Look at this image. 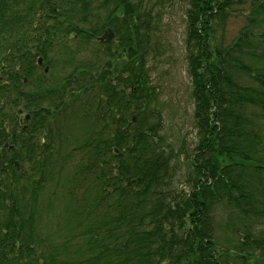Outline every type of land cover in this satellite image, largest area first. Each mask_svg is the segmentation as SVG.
I'll list each match as a JSON object with an SVG mask.
<instances>
[{
  "label": "trees",
  "instance_id": "obj_1",
  "mask_svg": "<svg viewBox=\"0 0 264 264\" xmlns=\"http://www.w3.org/2000/svg\"><path fill=\"white\" fill-rule=\"evenodd\" d=\"M93 2L0 0V264L264 257V228L255 230L264 225V31H253L264 24V0H255L248 27L228 44L219 31L232 0H189L185 44L197 130L189 191L172 186L178 156L160 133L147 66L151 11L140 1ZM101 9L104 20L93 24ZM106 26L114 38L103 43ZM70 35L77 49L97 37L96 61H58L55 45L65 50ZM71 61V71L49 81L44 67ZM18 110L30 117L19 127ZM43 198L60 203L69 235L42 233ZM220 213L239 218L240 228L228 222L227 229L239 235L232 249L240 263L217 252Z\"/></svg>",
  "mask_w": 264,
  "mask_h": 264
},
{
  "label": "rangeland",
  "instance_id": "obj_2",
  "mask_svg": "<svg viewBox=\"0 0 264 264\" xmlns=\"http://www.w3.org/2000/svg\"><path fill=\"white\" fill-rule=\"evenodd\" d=\"M100 1L94 0L93 6L97 5ZM132 1H140L143 9L150 10L155 20L151 37L152 52L149 55L147 66L150 71L151 82L156 86V90L159 93L158 106L162 113L160 133L163 136L164 145L168 144L170 148H173L177 152L178 156L177 160L173 161L177 164V171L173 174L172 186L189 191L190 184L186 181V170L189 163L188 157L197 141V130L193 118L194 101L187 70V49L185 44V11L189 6V0ZM254 2L255 0H232V4L226 11L227 17L222 27V33L219 31L224 44H228L237 38L248 27ZM104 14L103 9L99 10L95 17H93L94 19L91 20L93 24L104 20ZM106 27L101 30V33H103ZM259 30L264 31V24H257L253 28L254 32H258ZM65 42L67 44L65 50L61 43L55 45L54 51L58 61L62 58H66V60L70 59L73 62L81 59L91 62L96 61V53L100 46L97 37L90 42L78 43V49L74 45L71 35ZM72 61L71 65L58 66L55 70L48 68L45 71L43 69V71L46 74L49 72L47 74L49 76L47 77H49L50 82L54 83L56 80H60L65 72L72 70ZM56 63L58 64V62ZM46 86H49L48 82L42 85V87ZM28 89H32V87H28ZM12 113L16 112L13 111ZM17 113L21 114L19 115V127L23 122V118L28 120L30 117L27 113L23 114L21 110H18ZM26 115H28L27 118ZM79 131L81 132V129ZM79 131L74 132L75 139L81 138ZM6 149L8 150V146ZM45 199L43 198L44 211L40 216L39 226L42 233H50L56 237H62L65 233L69 235L73 227L70 230L66 221L67 216H61L62 209L59 205L60 203L56 201V203L48 205ZM76 218L80 219V216ZM213 221L217 252L220 256H223L221 258L227 259L230 262L240 263L243 259L238 258V252L232 249L234 242H236L235 240L239 239V235H235V238L233 237V230L237 227L240 228L239 218L237 216H223V213H220L214 216ZM228 222L234 224V229H227ZM263 226H257L255 230H260L264 228ZM246 262L248 264H264V257L247 255Z\"/></svg>",
  "mask_w": 264,
  "mask_h": 264
},
{
  "label": "water",
  "instance_id": "obj_3",
  "mask_svg": "<svg viewBox=\"0 0 264 264\" xmlns=\"http://www.w3.org/2000/svg\"><path fill=\"white\" fill-rule=\"evenodd\" d=\"M112 36H113L112 30L110 28H106L103 34L101 35V38L103 41L107 42L112 38ZM38 62L40 63L41 60L39 59Z\"/></svg>",
  "mask_w": 264,
  "mask_h": 264
}]
</instances>
